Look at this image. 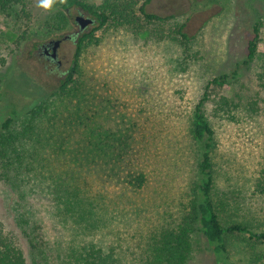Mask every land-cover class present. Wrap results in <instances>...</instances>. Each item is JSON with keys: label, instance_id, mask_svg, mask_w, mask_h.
<instances>
[{"label": "rangeland", "instance_id": "374dc122", "mask_svg": "<svg viewBox=\"0 0 264 264\" xmlns=\"http://www.w3.org/2000/svg\"><path fill=\"white\" fill-rule=\"evenodd\" d=\"M79 1L101 9L116 4L129 14L113 15L85 42L79 74L61 97L59 87L72 66L76 42H62L60 68L41 59L36 50L40 44L76 32L78 9L67 12L58 4L48 12L37 7V0H19L11 12L0 9V130L13 107L19 118L10 133L22 132L34 109L48 108L31 123L29 135L20 137L16 154L9 156L16 160L20 155L27 167L20 179L26 189L14 192L0 180V221L12 229L14 200L25 195L19 211L29 221L30 227L24 229L32 235L33 230V237L41 242L36 253L39 262L62 264L75 233L73 224L65 223L58 213L59 196L45 185L52 184L51 177H60L56 181L65 189L74 181L83 182V169L69 172L77 161L72 152L83 136V118L88 113L90 127L97 125L111 135V145L118 148L121 141L126 145L120 154L123 167H116L117 172L108 174L103 182L95 181L94 186L112 219L98 238H83L96 243L100 239L102 246L114 247L121 264H141L144 239L129 216L134 208L144 209L149 218L144 229L153 227L157 215L179 219L192 183L197 181L198 147L189 126L194 107L206 92L209 101L204 110L217 144L214 198L224 204L220 212L226 218L264 233V0ZM144 4L148 13L172 18L149 23L138 11ZM59 11L67 12L71 19L65 27L55 22ZM256 24L258 56L245 65ZM182 25L192 39L187 45L173 33ZM95 26L94 22L86 33ZM234 72L235 80L210 84ZM224 99L227 107L222 106ZM10 133H4L7 139ZM2 167L0 162V171ZM126 172L132 176L145 173V189L121 187L119 178ZM258 184L261 190L254 191ZM18 232L24 238L21 229ZM24 241L21 245L27 250V239ZM191 242L188 264H221L198 230ZM228 249L226 261L230 264H264L263 240L249 235L232 237Z\"/></svg>", "mask_w": 264, "mask_h": 264}, {"label": "trees", "instance_id": "16d2710c", "mask_svg": "<svg viewBox=\"0 0 264 264\" xmlns=\"http://www.w3.org/2000/svg\"><path fill=\"white\" fill-rule=\"evenodd\" d=\"M17 4H19V0H0V9L1 11L8 10L11 12ZM115 5L110 4L101 9L79 0H67V3L62 6L66 11L77 8L90 13L97 26L89 33H82L77 39L72 66L61 81L60 94L58 96L61 97L66 94L68 86L74 81L75 76L79 74V60L83 53L85 42L89 41L95 32L108 24L113 15L126 16L129 14L126 9L119 10ZM138 11L149 23L168 22L172 18H164L148 13L146 4L142 5ZM107 12L110 14H107ZM134 16L135 14H133ZM70 20L67 12L59 11L56 14L55 22L58 27H65ZM184 28L185 26L182 25L173 33L176 34L182 45H187L192 39L184 31ZM252 32L253 38L248 42L245 65L253 63L258 56V24L254 26ZM236 76V72L230 76L223 75L212 80L210 84L225 85L235 80ZM208 101L209 97L205 92L194 107L189 126L190 136L198 147V155L196 153L197 159H199L196 167L197 181L192 183L179 219L173 221L171 219L173 218L172 215H157L155 223L154 221L152 222L153 227L144 229L149 222L148 214L145 216L146 212L144 209L134 208L129 216V219L130 217L133 218L131 219L132 223L139 225L140 237L144 239L140 258L141 264H188L192 252L191 238L195 230H198L205 237L212 252L221 264H230L226 261L229 254L228 241L230 238L249 235L250 238L264 241V233L253 231L251 226L242 221L226 218L224 212H220V208L223 209L224 204L220 202L221 200L217 201L214 198L217 191L216 170L218 171V166H215L213 154L217 144L215 130L204 110ZM224 101L225 103L222 106L227 107V100L224 99ZM47 110L48 108L45 107L34 109L31 112L29 123L25 124L23 131L20 133L16 131L10 133L19 118L15 107L9 111L2 123V129L0 130V162L3 167L2 172L0 171V180L2 179L5 182L4 185L9 187V190L15 189L21 193L23 189H26L20 179L27 167L22 163L20 155H17L16 160H11L9 156L16 154V144L22 140L20 137L23 134L26 135V133L29 135L32 127H30L31 123L36 119H40L43 116L42 113L47 112ZM254 111V108H252V112ZM85 116L87 118H83V124L86 126H83V131L81 132L83 136H80V140L76 143V150L72 152L78 156L77 161L71 165L69 172L76 171L75 173H79L78 170L83 169V182L74 181L71 187H66V190L59 181H56L60 177H51L49 183L52 184L45 185L47 188L44 186L59 196L58 201L61 206L58 209V213L62 215V219H65V223L73 224L75 238L68 244L62 264H121L120 260L122 259L118 257L114 247L102 246L100 239L96 243L94 240L87 241L83 237L98 238V234L104 228H107L112 219L110 208L105 207V199L102 195L94 193V186L96 185L95 181L97 183L100 179L103 182V178L109 177L108 174L112 175L117 172L116 167L117 169L120 166V168L123 167L120 154L125 152L124 145H126V142L121 141L118 148L111 145V135L109 136L103 132L97 125L93 128L90 127L89 122L91 120L88 121L90 116L88 113ZM77 118L80 119L81 117L77 116ZM6 131L11 134V138L7 139L5 137L4 133ZM75 166L79 168L76 169L74 168ZM119 179L120 184H122L121 187L132 186L135 190L145 189L148 180L145 173H137L132 176L128 172L125 175L123 174L122 179L121 177ZM258 190H261L260 184L254 187V191ZM24 197L19 194L18 199L14 200L12 209L10 208L13 213L11 215H14L12 229L7 224H4L3 221H0V264H41L39 256L36 255V253L40 252L41 242L33 237V230L32 235L24 229V227H30L29 221L19 211ZM10 209L8 210L10 211ZM121 215L123 219L128 217L125 212H122ZM16 226L21 229L24 238L27 239V245L25 244L27 250L21 245V240L22 243H25V241L23 237H20Z\"/></svg>", "mask_w": 264, "mask_h": 264}, {"label": "flooded vegetation", "instance_id": "af4514ba", "mask_svg": "<svg viewBox=\"0 0 264 264\" xmlns=\"http://www.w3.org/2000/svg\"><path fill=\"white\" fill-rule=\"evenodd\" d=\"M67 12H69V10H67ZM86 13L83 11V10H81V9H78V16L80 15V16H85L86 17V15H85ZM78 16H76V17H78ZM75 17V18H76ZM95 22V21H94ZM74 23H75V19H74ZM75 26L77 27V31L76 32H74L73 34H69V36H70V41H75V42H77V39L79 38V36H81V34L82 33H84V32H80L79 31V27H78V25H76V23H75ZM86 32V31H85ZM48 43L49 42H47V43H43V44H40L39 46H38V48H37V53H38V56L41 58V59H43V60H45V61H47V62H49V63H53V64H55L56 65V67L57 68H60L61 67V61H59L58 60V53H57V58H53L52 57V50H51V48L48 46ZM59 50V49H58Z\"/></svg>", "mask_w": 264, "mask_h": 264}, {"label": "water", "instance_id": "95a60500", "mask_svg": "<svg viewBox=\"0 0 264 264\" xmlns=\"http://www.w3.org/2000/svg\"><path fill=\"white\" fill-rule=\"evenodd\" d=\"M85 16H78L75 18V23L79 27L80 32H85L89 27H91L94 24V19L91 17H88L87 14ZM70 39L69 35L64 36L62 39L57 40H51L48 43V46L52 50V57L55 59L57 58L58 49L60 48L63 41H67Z\"/></svg>", "mask_w": 264, "mask_h": 264}, {"label": "clouds", "instance_id": "9594fccd", "mask_svg": "<svg viewBox=\"0 0 264 264\" xmlns=\"http://www.w3.org/2000/svg\"><path fill=\"white\" fill-rule=\"evenodd\" d=\"M67 0H37V7L43 9L44 11H52L55 6L64 5Z\"/></svg>", "mask_w": 264, "mask_h": 264}]
</instances>
